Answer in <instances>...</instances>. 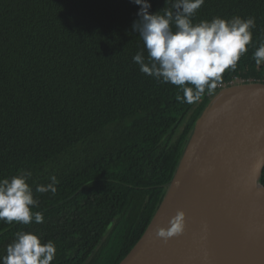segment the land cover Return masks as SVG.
I'll use <instances>...</instances> for the list:
<instances>
[{"label":"trees","instance_id":"trees-1","mask_svg":"<svg viewBox=\"0 0 264 264\" xmlns=\"http://www.w3.org/2000/svg\"><path fill=\"white\" fill-rule=\"evenodd\" d=\"M150 14L170 7L148 0ZM129 0H0V179L19 171L43 222H0V256L20 231L52 241L51 264H119L148 227L210 95L234 80L264 83L252 54L264 0H205L193 23L254 17L235 71L193 104L142 73L146 51ZM162 14V13H161ZM173 30H175L173 28ZM58 183L56 192L38 185ZM264 186V168L261 176Z\"/></svg>","mask_w":264,"mask_h":264},{"label":"water","instance_id":"water-1","mask_svg":"<svg viewBox=\"0 0 264 264\" xmlns=\"http://www.w3.org/2000/svg\"><path fill=\"white\" fill-rule=\"evenodd\" d=\"M264 168V83L222 87L197 119L145 232L119 264H264V199L238 189ZM177 211L182 234L155 235Z\"/></svg>","mask_w":264,"mask_h":264},{"label":"clouds","instance_id":"clouds-1","mask_svg":"<svg viewBox=\"0 0 264 264\" xmlns=\"http://www.w3.org/2000/svg\"><path fill=\"white\" fill-rule=\"evenodd\" d=\"M139 5L138 20L132 29L138 33L147 53L137 52L132 60L139 70L161 83L177 86L183 93L178 99L193 104L211 94L225 71H235L241 56L252 43L255 18L234 16L230 19L214 17L211 21L193 23L196 12L205 0H165L170 7L149 13L148 0H129ZM162 13V14H161ZM173 28L175 30H173ZM257 65L264 63V41L252 54ZM30 171L21 170L11 178L0 179V222L28 225L43 222L38 200L27 183ZM48 185H38L39 193L56 192L57 178L53 175ZM185 229V214L177 211L167 228L157 226L155 235L167 242ZM56 256L52 241L42 243L36 234L20 231L0 256V264H51Z\"/></svg>","mask_w":264,"mask_h":264},{"label":"bare ground","instance_id":"bare-ground-1","mask_svg":"<svg viewBox=\"0 0 264 264\" xmlns=\"http://www.w3.org/2000/svg\"><path fill=\"white\" fill-rule=\"evenodd\" d=\"M257 169L258 167L253 168L252 171L246 175L238 189V192L248 194L253 198L264 199V190L260 185Z\"/></svg>","mask_w":264,"mask_h":264},{"label":"rangeland","instance_id":"rangeland-1","mask_svg":"<svg viewBox=\"0 0 264 264\" xmlns=\"http://www.w3.org/2000/svg\"><path fill=\"white\" fill-rule=\"evenodd\" d=\"M243 82L241 81V80H234L233 82H231V84L230 85H238V84H242ZM223 87H228V86H223ZM213 96V94L212 95H210V98Z\"/></svg>","mask_w":264,"mask_h":264}]
</instances>
